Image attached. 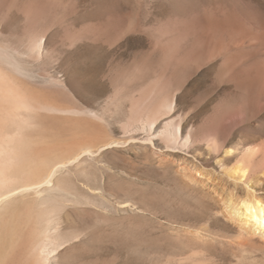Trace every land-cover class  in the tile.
Returning a JSON list of instances; mask_svg holds the SVG:
<instances>
[{
	"label": "rangeland",
	"instance_id": "rangeland-1",
	"mask_svg": "<svg viewBox=\"0 0 264 264\" xmlns=\"http://www.w3.org/2000/svg\"><path fill=\"white\" fill-rule=\"evenodd\" d=\"M0 70L65 108L41 111L55 153L124 143L33 204L63 238L50 264H264L262 241L238 239L177 171L195 165L212 184L256 147L239 190L264 199V0H0Z\"/></svg>",
	"mask_w": 264,
	"mask_h": 264
},
{
	"label": "bare ground",
	"instance_id": "bare-ground-1",
	"mask_svg": "<svg viewBox=\"0 0 264 264\" xmlns=\"http://www.w3.org/2000/svg\"><path fill=\"white\" fill-rule=\"evenodd\" d=\"M234 11L238 15L245 14L239 5ZM3 73L0 72V264H50L52 258L59 255L57 251L59 252L60 246L63 245V238L62 241H58L61 239V235L57 236V231L52 232L54 226L50 218L45 217L41 220L42 214H38L39 217L34 214L33 204L43 194L47 199L46 192L55 190V182L62 172L71 166L80 165L84 159L96 160L97 155H102L103 152L115 147H121L124 143L118 140L102 144L100 139L89 141L90 139L84 138L74 151L66 150L60 155L55 153L56 150L48 142V138L52 136L46 132L44 124H41V121L45 120V114L41 111L63 113L65 108L59 110L48 106L46 102H41L38 97L34 96V93L30 94L32 91L30 93L23 91L16 80ZM163 109L171 112L174 109V104L165 105ZM72 111L74 112L70 109V112ZM73 112L71 114L75 113ZM80 115L79 113L78 116ZM79 124L81 123L79 122L78 126ZM152 125L154 127V124ZM166 127L169 128H165L163 133L169 139L185 140L180 129L176 133H172L169 130L171 127ZM77 128L79 127H75V129ZM86 128L84 131H87ZM48 129L49 127H47ZM70 129L74 130L73 133L75 132V129L71 127ZM91 130L90 132L94 131ZM78 133L80 134L82 131ZM95 133L98 134L96 131ZM95 133L94 135H96ZM69 134L72 135L71 132ZM74 136L72 135V137ZM97 137L99 136L97 135ZM238 150L236 147H231L226 150L225 155L232 156ZM256 151V147L246 148L238 159L239 161L231 168L225 169V176L228 179L218 180L219 178H215L212 184H210L211 178L205 174L206 171H202L195 165H185L181 171L177 170L186 185L209 194L218 214L223 217L227 226L240 236V238L237 237L238 239H241V236H246L248 246L249 244L254 246L261 241L260 244L264 246V199L254 193L251 188L239 190L240 184L244 183V179L249 173L250 161L254 158ZM27 193H32L35 198L22 200V196ZM19 196L21 197L18 198ZM54 197L57 198L58 194L57 197ZM49 200L51 199L49 198ZM41 204L40 207L43 205ZM255 237L258 240H254ZM244 248L243 245L242 251Z\"/></svg>",
	"mask_w": 264,
	"mask_h": 264
}]
</instances>
